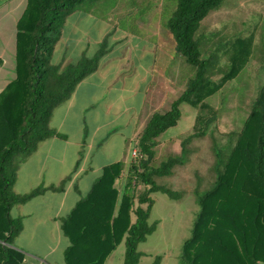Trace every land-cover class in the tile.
<instances>
[{
  "label": "trees",
  "instance_id": "obj_1",
  "mask_svg": "<svg viewBox=\"0 0 264 264\" xmlns=\"http://www.w3.org/2000/svg\"><path fill=\"white\" fill-rule=\"evenodd\" d=\"M97 1L28 0L17 23L16 76L0 92V264H21L24 257L11 247L20 230L11 207L44 190L13 192L21 163L42 141L59 136L50 124L53 110L98 69L109 50L107 37L92 56L83 54L66 66L53 61L67 18ZM173 1L167 27L193 75L170 108L154 112L139 133L142 157L127 168L123 162L105 166L87 196L64 219L62 229L71 241L66 264H104L121 242L123 264H139L144 255L139 245L157 227V221L151 222L157 192L177 202L192 195L199 206L179 264L264 263V82L239 129L216 134L220 111L210 102L239 77L250 59L264 67V49L257 55L260 48L250 30L206 50L199 34L202 22L225 0ZM184 104L198 110L193 132L182 139L178 154L158 158L160 137L177 126ZM201 144L207 146L205 154ZM204 159L210 161L207 179L199 175L198 162ZM190 168L196 179L191 191L176 183ZM122 176L126 181L121 190ZM160 263L156 256L152 264Z\"/></svg>",
  "mask_w": 264,
  "mask_h": 264
},
{
  "label": "crops",
  "instance_id": "obj_2",
  "mask_svg": "<svg viewBox=\"0 0 264 264\" xmlns=\"http://www.w3.org/2000/svg\"><path fill=\"white\" fill-rule=\"evenodd\" d=\"M236 1L225 0L203 20L199 34L206 50L208 45H218L241 32H255L249 22L231 28ZM27 3L28 0H0V92L16 76L17 23ZM94 3L80 7L67 18L54 51L55 54L60 48L62 57L53 61L66 66L64 59L70 54H76V61L83 54L92 56L97 50L90 48L107 37L109 50L98 69L77 85L67 101L55 107L50 124L59 136L42 141L21 163L12 186L19 195L44 188L11 207V215L20 227L11 247L23 254L21 264H66L65 252L71 241L62 229L64 219L87 196L105 166L116 162H123L126 168L130 165L138 135L151 115L167 111L193 75L191 66L177 53L175 39L167 27L173 13L166 19L162 2L156 5L153 16L139 15L127 27L120 25L123 15H118L110 19L112 25L100 29L97 38H91L97 22ZM210 19L215 24L207 23ZM71 31L72 37L67 36L66 32ZM186 106L192 107L184 104L182 111ZM182 121L181 117L167 133L178 130ZM165 137H160V151L169 149ZM125 181V176L118 181L121 190ZM53 186L56 189H51ZM117 247L104 264H114ZM176 260L179 263V253ZM120 262L123 264V259Z\"/></svg>",
  "mask_w": 264,
  "mask_h": 264
},
{
  "label": "rangeland",
  "instance_id": "obj_3",
  "mask_svg": "<svg viewBox=\"0 0 264 264\" xmlns=\"http://www.w3.org/2000/svg\"><path fill=\"white\" fill-rule=\"evenodd\" d=\"M161 2L163 3L164 12L167 15L166 19H168V16H171L170 13L174 9L175 2L173 0L97 1L94 3L96 7L95 18L97 19L96 29L95 32H91V38H97L100 29L105 30L109 27L107 25H112V23L109 22L110 19H117L118 15H123V18L119 19L120 25L123 24V26L127 27L131 25V23H135L139 15H142V17L153 16L157 11L156 5ZM236 2L238 3L234 9V12H236L234 15L235 20L233 19L231 28L235 25L237 28H240L241 24L244 22H249L253 25L257 22L254 28L256 44L258 49L260 48L257 52L258 55L261 53V49H264V0H237ZM214 19L218 21L217 18ZM214 19H210L207 23L211 25L215 24ZM120 25L118 28H120ZM253 25H251V28H253ZM70 27L71 25H69L67 32L70 30ZM67 32V36L70 35L72 37V31L69 33ZM98 45L94 44V47L90 48V51H96L99 48ZM171 56L173 57V55ZM61 57V49L59 48L58 51L55 52L53 59L54 61H58ZM76 57V54H70L69 57H65L64 63L69 65L76 61ZM263 82L264 69L260 67V64L256 60L251 59L238 78L228 82L220 92L210 99L211 104L220 111L219 118L214 127L216 134L220 133L221 135L231 130L239 129L242 126L250 110V106L256 97L257 90ZM197 113L198 110L196 108L186 106L182 111L183 123H181L179 129L164 134V136H166L164 141L169 142L168 144L170 145L168 150L160 151L162 147L161 143L157 148L158 158H162L167 154H178L180 152L182 139L193 132V120L196 118ZM201 145L202 153L205 154L207 146L206 144ZM198 164L200 168L199 175L207 179L210 161L204 159V162H198ZM195 181L196 179L192 175L191 168L187 173L181 174L176 179V183L179 186L189 187L190 191L195 185ZM153 198L155 200V205L151 214V222L157 221L158 223L155 231L147 236L145 241L139 245V250L146 251L147 253V255H143L142 264H152L156 256L161 257L160 264H179L176 260V255L177 253L180 254L184 241L191 236L193 223L199 211V206L192 195H188L183 201L179 202L172 200L169 196L161 192L153 194ZM124 253L125 243L121 242L114 252V264H121L120 261L124 259Z\"/></svg>",
  "mask_w": 264,
  "mask_h": 264
},
{
  "label": "built area",
  "instance_id": "obj_4",
  "mask_svg": "<svg viewBox=\"0 0 264 264\" xmlns=\"http://www.w3.org/2000/svg\"><path fill=\"white\" fill-rule=\"evenodd\" d=\"M140 157H142V155L139 153L138 148H136L133 154V161L139 160ZM141 186L142 185H139L138 187L141 188Z\"/></svg>",
  "mask_w": 264,
  "mask_h": 264
}]
</instances>
